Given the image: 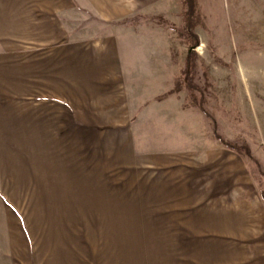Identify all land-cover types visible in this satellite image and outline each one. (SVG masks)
<instances>
[{
	"label": "rangeland",
	"instance_id": "374dc122",
	"mask_svg": "<svg viewBox=\"0 0 264 264\" xmlns=\"http://www.w3.org/2000/svg\"><path fill=\"white\" fill-rule=\"evenodd\" d=\"M77 1L86 13L68 0H0V264H43L46 247L39 239L47 231L32 219L30 192L51 184L35 182L36 176L119 175L125 181L130 176L131 190L193 198L182 202L193 201L196 215L232 209L242 192L264 193V0H195L198 43L193 47H188L179 0ZM130 16L136 17L128 25L107 24ZM63 29L72 31L69 41L89 50L113 43L119 63L128 69L118 81L127 115L166 89L176 96L152 100L132 122L120 118L127 127L113 132L88 127L92 134L79 135L67 113L47 109L57 105L52 102L38 105L39 115L49 119L32 118L37 106L32 70L23 69L30 67L32 53L44 59L52 50L51 40L47 49L41 34ZM191 50L185 73V54ZM38 79L33 93L46 96V79ZM182 97L193 109L179 111ZM48 126L54 133L46 134ZM175 218L156 225L166 230L130 232L134 264H194V254L222 253L221 246H199L222 236L198 232L194 239V219L183 214L179 224ZM241 225L235 224L236 238L226 239L234 246L230 249L260 250L264 226ZM95 233L87 231L82 240L87 244ZM32 237L37 247H31ZM76 249L82 254L72 263L122 264L89 246Z\"/></svg>",
	"mask_w": 264,
	"mask_h": 264
},
{
	"label": "crops",
	"instance_id": "0c3cea01",
	"mask_svg": "<svg viewBox=\"0 0 264 264\" xmlns=\"http://www.w3.org/2000/svg\"><path fill=\"white\" fill-rule=\"evenodd\" d=\"M68 1L76 9L86 13V8L77 0ZM135 17H123L119 20L108 21L107 24L122 25L125 23L128 25ZM96 19L101 18L96 17ZM71 33L72 31L64 29L60 34L50 31L43 32L40 37L45 42L51 40L52 50L48 47L51 44L47 42L45 45L48 44L46 47L49 49L44 52L47 56L39 59L35 53H32L30 67L23 69L32 70L30 79L32 81V103L37 105L32 107V112H34L32 118L49 119L48 116L39 115L38 105L39 102H52L58 106H48L47 109L67 113L68 120L70 118L76 121L73 129L79 135L92 134L86 131L88 127H98L113 132L117 128H126L128 121L132 122L152 100L161 101L176 96L169 94L166 89L159 96L145 100L130 115H127L129 106L126 104L125 90L123 91L118 81L125 80L128 69L119 63L117 50L110 45L112 42L109 41L106 48L94 46L89 50L77 44L80 42L69 41ZM58 39L62 41L56 43ZM120 77H122L121 80ZM38 78L46 79L48 87L46 96L40 97L33 93L39 83H36ZM178 109L183 112L193 108H188L182 97ZM120 118L128 119V121L120 123ZM52 133L54 132L49 130L48 126L46 134ZM240 158L246 164L241 156ZM123 177L65 174L41 175L34 178L35 182L51 184L43 186L46 189L30 192L32 219L36 221L41 231H47L39 239L40 246L46 247L45 257H42L39 262L80 264L79 260H74L75 262L72 263L71 259L81 256L82 252L78 249L72 250V247L89 246L96 254L106 255V257L115 256L119 263L122 261V264H134V250L130 248L135 245L132 243L134 238H132L131 231L136 229L166 230L167 226L164 228L156 225L170 223L167 216H174V218L179 216L178 221L175 218L174 222L182 224L183 218L181 217L185 214L190 216L189 220L194 219V239L199 235L198 232H215L223 237V240H211L209 245L200 242L199 246L202 247L221 246L223 247L222 253L194 254V264H264V239H262L260 250L257 249L253 253H247L236 247L231 250L230 248L234 246H228L230 243L226 241L231 237H237L233 233V230L239 229L235 226L237 222L241 227L242 222L264 226V197L261 196L259 189L256 192H242V198L237 201L235 199V207L232 209L224 206L223 209L196 215L193 201L182 202V199L193 198L183 196L178 192L131 190L129 183L134 181L130 176H127L126 181ZM119 179L127 184L116 185ZM2 230L5 231L6 228ZM87 231L97 233L88 238L90 241L86 244L82 238L86 239L84 234ZM262 235H264V228H262ZM34 240L35 238L32 237L31 247L39 245V243L36 245V240ZM128 247L129 250H127ZM126 254L127 258H125ZM31 255L35 257L33 249H31ZM103 263L110 264L102 260L97 264Z\"/></svg>",
	"mask_w": 264,
	"mask_h": 264
},
{
	"label": "trees",
	"instance_id": "16d2710c",
	"mask_svg": "<svg viewBox=\"0 0 264 264\" xmlns=\"http://www.w3.org/2000/svg\"><path fill=\"white\" fill-rule=\"evenodd\" d=\"M180 2V7H181V15L183 18V27H184V33L186 35L187 39H190V43L188 44V47H193L196 46L198 43V39L196 35H194V23H195V17H194V11H195V0H179ZM194 50L188 51L185 54L184 58V71L187 73V70L189 69V56L192 54ZM222 143V141H221ZM224 146L227 148L237 151L236 148L230 147L226 145L225 143ZM261 196L264 197V193L261 192Z\"/></svg>",
	"mask_w": 264,
	"mask_h": 264
}]
</instances>
